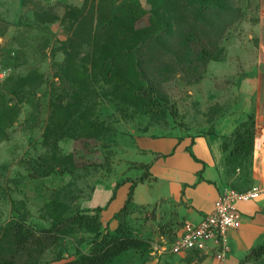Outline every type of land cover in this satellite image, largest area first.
<instances>
[{
    "label": "rangeland",
    "instance_id": "1",
    "mask_svg": "<svg viewBox=\"0 0 264 264\" xmlns=\"http://www.w3.org/2000/svg\"><path fill=\"white\" fill-rule=\"evenodd\" d=\"M130 1L84 0L75 6L61 0H0V69L7 62L13 66L9 76L0 74L5 94L0 113V228L18 222L33 230L49 229L59 218L66 220L69 225L39 259L41 264H61L89 252L93 227L73 218L99 217L102 231L116 229L115 216L98 212L93 198L98 186L117 188L150 177L147 163L140 161L146 156L137 144L140 137H196L211 132L233 112L248 109L258 120L264 114V0H235L244 17L223 41L220 60L210 62L198 81L174 75L164 85L159 110L132 104L100 79L74 83L59 76L66 49L75 60L73 70L90 68V48L104 37L97 33L100 23ZM139 1L147 6V0ZM76 8L85 9L84 15L73 17ZM23 78L28 79L25 86L16 85ZM253 90L255 94H247ZM77 91L81 98L72 103L88 110L100 129L85 132L79 120L51 121L55 104L66 107ZM258 147L256 142L244 166L234 169L223 161L224 186L240 192L257 186ZM58 152L72 155V172L30 176L32 159ZM185 224L179 205L171 201L135 206L126 228L148 246L129 250L112 264H192L202 255L171 251ZM244 264H264V256Z\"/></svg>",
    "mask_w": 264,
    "mask_h": 264
},
{
    "label": "trees",
    "instance_id": "2",
    "mask_svg": "<svg viewBox=\"0 0 264 264\" xmlns=\"http://www.w3.org/2000/svg\"><path fill=\"white\" fill-rule=\"evenodd\" d=\"M146 3L145 7L139 0H132L112 9L110 17L100 23L97 31L104 36L103 40L90 48V68L83 72L73 70L75 60L66 49L67 61L58 75L68 77L74 83H81L84 79H100L132 104L159 110L164 85L177 74L187 82L201 80L210 62L220 60L224 50L223 41L244 17L243 10L235 0H147ZM73 11V17L79 18L84 15L85 9L76 8ZM95 12L92 10L93 15ZM3 58L2 61L5 60ZM4 69H11L9 76L13 66L7 62ZM27 80L20 79L16 85L23 87ZM12 91L7 88L8 93ZM81 94V91H77L75 96L72 95L66 107L55 104L51 121L79 120L82 122L80 129L85 132L100 129V123L88 117V110L72 103V99H80ZM4 98L0 87V113L5 107ZM51 129L49 125L47 135ZM211 133H214V129ZM256 134L253 112L230 136L223 137V161L234 169L249 162ZM53 146L57 153V143ZM56 153L32 159L28 165L30 176L37 179L54 173L72 172V155ZM144 167L150 171L151 165L144 164ZM144 181L145 178H142L131 184L127 200L115 215L118 226L114 231H102L99 217L89 220L73 218L75 223H90L95 237L89 252L61 264H112L129 250L146 248L148 242L126 228L127 217L137 206L134 203L135 188ZM118 188L110 202L116 198ZM96 210L101 213L104 209L98 207ZM67 225L66 220L59 218L49 229L33 230L18 222L0 228V264H41L39 259L55 244L57 234L63 233ZM263 256L264 244H259L241 264Z\"/></svg>",
    "mask_w": 264,
    "mask_h": 264
},
{
    "label": "crops",
    "instance_id": "3",
    "mask_svg": "<svg viewBox=\"0 0 264 264\" xmlns=\"http://www.w3.org/2000/svg\"><path fill=\"white\" fill-rule=\"evenodd\" d=\"M61 1L80 6L84 0ZM255 93V90L247 91V94ZM250 113L248 109L233 112L216 124L214 133L207 132L196 137H140L138 147L146 154L140 161L151 167L150 178L135 188L134 203L137 206H149L161 200L171 201L179 205L183 220L193 224L212 213L216 200L229 188L222 183L225 156L222 139L247 121ZM256 128V142L260 149L256 151V157L260 163L258 169L255 167L254 178L257 183L255 188H259L261 194L257 199L236 203L242 221L237 229L228 233L230 251L227 259L220 261L201 254L202 258L192 264H241L254 247L264 244V114L260 120L256 118ZM130 187L129 183L122 184L116 198L110 202L116 188L98 186L93 203L104 209V215L115 216L127 200Z\"/></svg>",
    "mask_w": 264,
    "mask_h": 264
},
{
    "label": "built area",
    "instance_id": "4",
    "mask_svg": "<svg viewBox=\"0 0 264 264\" xmlns=\"http://www.w3.org/2000/svg\"><path fill=\"white\" fill-rule=\"evenodd\" d=\"M11 69H0L1 77L7 76ZM5 74V76H2ZM261 192L254 188L240 192L227 188L216 200L212 213L206 215L199 223H186L174 241L171 251L175 254L194 251L212 256L220 261L227 259L230 251L228 233L237 229L242 221V214L236 206L238 201L257 199Z\"/></svg>",
    "mask_w": 264,
    "mask_h": 264
}]
</instances>
